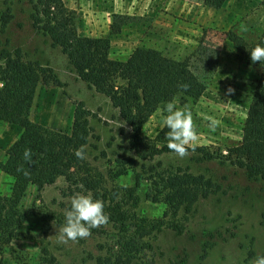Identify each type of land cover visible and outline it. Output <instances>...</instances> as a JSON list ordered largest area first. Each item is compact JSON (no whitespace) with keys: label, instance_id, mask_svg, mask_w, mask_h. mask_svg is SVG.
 Segmentation results:
<instances>
[{"label":"rangeland","instance_id":"1","mask_svg":"<svg viewBox=\"0 0 264 264\" xmlns=\"http://www.w3.org/2000/svg\"><path fill=\"white\" fill-rule=\"evenodd\" d=\"M61 1L72 12L79 35L108 37L111 58L122 60L136 46L150 47L186 60L205 84L196 99L177 96L171 100L179 108L190 107L199 136L196 148L202 151L195 148L183 158L174 152L161 153L145 165L159 162L163 167L201 174L218 184L219 191L181 208L174 218L182 231L160 229L149 238V248L130 264H254L264 256V180L248 178L222 156L240 140V126L258 74L257 67L244 64L227 36L233 33L245 44L260 41L264 45V0H224L218 8L204 6L200 0ZM7 7L11 19L3 32L0 29V48L6 39L9 50L19 48L24 59L37 62L43 70L29 118L68 132L74 102L81 101L94 114L88 122L84 159L89 173L99 180L105 199L114 188L130 186L133 173L140 169L127 163L120 168L123 158L135 159L128 149V126L105 96L78 79L60 49L32 28L29 0H0V11ZM229 86L234 93L226 94ZM163 108L148 117L140 134L168 144ZM210 119L218 121L214 130L209 128ZM17 130L0 121V159L15 142ZM200 152L211 158L202 159ZM119 170L122 173L115 175ZM10 184L11 178L0 172V195L9 193ZM141 184L147 186L143 180ZM66 185L59 176L38 191L26 190L19 202L25 217L16 235L0 247V264H96V256L106 255L115 238L111 223L92 229L87 238L60 241L58 229L77 193H62ZM138 208L147 217L170 215L158 202L142 199Z\"/></svg>","mask_w":264,"mask_h":264},{"label":"trees","instance_id":"2","mask_svg":"<svg viewBox=\"0 0 264 264\" xmlns=\"http://www.w3.org/2000/svg\"><path fill=\"white\" fill-rule=\"evenodd\" d=\"M200 1L211 8H218L224 2ZM29 8L32 28L46 35L51 45L60 49L78 79L105 96L128 126V149L135 159L123 158L120 168L127 163L133 168L139 167L140 171L133 173L130 186L114 188L105 199L99 190V180L89 173L85 160L74 154L81 145L86 146L90 134L88 122L94 114L81 101H75L68 132L32 121L30 106L43 70L37 62L24 59L19 48L9 50L5 39L0 48V121L20 130L0 159V172L11 178L9 193L0 195V247L16 235L25 217L19 202L26 190L32 187L38 191L62 176L67 183L62 193L91 191L95 198L104 201L108 223L115 228L110 248L105 256H96L95 263L130 264L149 248V238L160 229L182 231L174 218L181 208L219 191L218 184L201 174L180 167H163L159 162L145 165V161L154 156L172 151L167 144H159L140 134L148 117L158 107L177 96L198 98L205 89L204 81L186 60L167 57L150 47L136 46L122 60L111 58L108 37L79 35L72 12L61 0H29ZM10 19L9 7L0 11L2 32ZM227 39L244 64L258 68V74L240 126V140L227 148L223 161L248 178L264 180V62L253 63L250 58V50L261 42L245 44L233 33H229ZM182 84L189 85L186 91L180 87ZM26 148L33 153L31 164L23 159ZM196 149L202 151L200 147ZM200 155L202 159L211 158L206 152ZM21 165L30 172L28 176L17 171ZM142 180L147 186L143 187ZM142 199L164 204L170 215L164 219L139 213Z\"/></svg>","mask_w":264,"mask_h":264},{"label":"clouds","instance_id":"3","mask_svg":"<svg viewBox=\"0 0 264 264\" xmlns=\"http://www.w3.org/2000/svg\"><path fill=\"white\" fill-rule=\"evenodd\" d=\"M250 58L253 63L264 62V45L257 44L250 50ZM185 91L189 85H180ZM235 89L229 86L226 89V94L234 93ZM166 113L164 126L168 129L165 138L168 141L167 147L180 158L189 154V151H194L198 146L199 139L197 125L193 120V114L187 105L184 108H179L173 102H167L162 109V114ZM124 124V123H123ZM120 124L119 126H122ZM218 121L210 119L209 128L214 130ZM118 126V127H119ZM130 130V129H126ZM85 145H81L75 151V156L78 159H85ZM32 150L26 148L23 153V159L31 164ZM18 172H22L28 176L30 172L22 165L17 168ZM65 223L59 231V239L61 242L77 241L91 235V230L106 225L109 222V215L105 212V204L102 199L95 198L91 191L77 192L70 200V207L65 210ZM254 264H264V256H259Z\"/></svg>","mask_w":264,"mask_h":264},{"label":"crops","instance_id":"4","mask_svg":"<svg viewBox=\"0 0 264 264\" xmlns=\"http://www.w3.org/2000/svg\"><path fill=\"white\" fill-rule=\"evenodd\" d=\"M19 132V130H17L16 134Z\"/></svg>","mask_w":264,"mask_h":264}]
</instances>
